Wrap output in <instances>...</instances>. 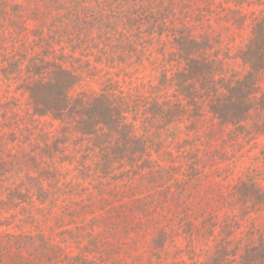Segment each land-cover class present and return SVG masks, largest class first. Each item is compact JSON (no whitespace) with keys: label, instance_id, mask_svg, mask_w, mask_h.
Instances as JSON below:
<instances>
[{"label":"trees","instance_id":"trees-1","mask_svg":"<svg viewBox=\"0 0 264 264\" xmlns=\"http://www.w3.org/2000/svg\"><path fill=\"white\" fill-rule=\"evenodd\" d=\"M0 264H264V0H0Z\"/></svg>","mask_w":264,"mask_h":264}]
</instances>
